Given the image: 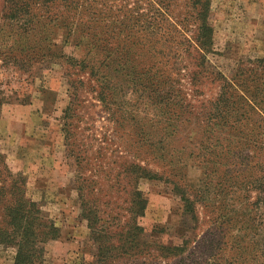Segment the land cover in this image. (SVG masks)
<instances>
[{
  "label": "trees",
  "instance_id": "trees-1",
  "mask_svg": "<svg viewBox=\"0 0 264 264\" xmlns=\"http://www.w3.org/2000/svg\"><path fill=\"white\" fill-rule=\"evenodd\" d=\"M137 1L144 6L112 11L97 0H7L3 13L9 21L3 35L7 52L54 57L51 52L56 44L51 36L60 34L58 53L97 87L95 99L108 120L122 131L117 141L128 160L106 173H114L117 185L118 179L124 180L128 216L122 223L115 218L116 229L111 230L104 227L103 211L94 205L96 200L88 198V189L98 184L83 176L94 166L95 174L103 177L102 165L91 164L82 150L75 152L76 145L68 144L69 132L63 128L65 146H71L68 156L74 158L77 169L74 178L80 215L87 222L93 249L90 262L76 264H121L145 256L158 261L176 257L175 264H197L182 257L186 243L171 247L143 239L144 230L137 220L144 215L147 199L138 182L164 180L172 185L183 202L182 226L186 227V220L195 222L190 191L198 196L208 190L172 180L188 167L187 159L198 161L199 169L208 176L223 160L247 168L250 153L264 146L257 137L259 132L264 135V58L239 65L229 79H221L219 92L208 107H194L171 77L182 70L184 55L196 49L206 52L211 45L208 0H182L186 9L178 8V0ZM188 26L194 29L191 36ZM68 45L72 51L65 54ZM64 113L69 115L71 107ZM91 139L98 142L95 135ZM98 157L102 155L97 153L94 159L98 161ZM158 161L161 169L152 170ZM243 183L237 187L244 185L248 191L252 184ZM24 185L20 175L13 176L1 165L0 245L15 248L13 264H40L41 244L55 239L58 230L44 220L35 202L25 198ZM152 248L154 254L150 255Z\"/></svg>",
  "mask_w": 264,
  "mask_h": 264
},
{
  "label": "rangeland",
  "instance_id": "rangeland-1",
  "mask_svg": "<svg viewBox=\"0 0 264 264\" xmlns=\"http://www.w3.org/2000/svg\"><path fill=\"white\" fill-rule=\"evenodd\" d=\"M6 1L0 0V168L3 164L13 176L24 179L25 198L35 202L44 220L58 230L55 239L41 244L44 252L40 264L90 262L92 243L87 222L80 215L74 178L77 169L68 151L76 145L75 152L82 150L91 164L102 165L103 177L95 174L94 166L83 176L98 184L88 189V198H94V205L103 211L104 227L115 230V218L120 223L127 219L129 196L123 190L124 180L118 179L117 185L114 173L111 176L106 172L110 168L117 170L128 160L117 141L122 131L108 120V114L95 99L97 87L58 53L62 45L60 34L54 32L51 36L56 44L51 52L54 57L7 52L3 38L9 23L3 18ZM97 1L112 11L134 4L144 6L137 0ZM185 3L178 0V8L186 9ZM208 3L211 45L206 52L196 49L184 55L182 70L171 77L186 100L197 108L209 106L219 92L221 79H229L239 65L264 58V0ZM35 11L34 7L31 12ZM187 30L191 36L193 27L188 26ZM64 51L69 54L70 45ZM128 97L131 98L129 94ZM69 107L71 113L65 115ZM63 128L69 132L70 147L65 146ZM219 131V135H224ZM92 135L98 142L92 141ZM257 137L264 141L260 132ZM97 153L102 155L98 161L94 159ZM251 153L247 168L240 164L231 166L223 160L208 176L206 170L199 169L198 161L187 159L188 167L179 170V177L176 173L172 180L208 190L198 196L193 189L190 191L195 222L186 220V227L182 226L184 205L172 185L164 180H140L139 190L147 199L144 215L137 220L144 230L143 239L171 247L186 243L182 257L187 262L264 264V146ZM151 169L160 170L159 161ZM240 183L252 185L246 191L244 185L237 187ZM153 254L152 248L150 255ZM14 255L15 248L0 245V264H13ZM152 257L121 264H175L179 260L171 257L158 261Z\"/></svg>",
  "mask_w": 264,
  "mask_h": 264
}]
</instances>
